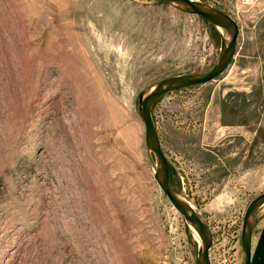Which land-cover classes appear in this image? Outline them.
<instances>
[{
	"label": "rangeland",
	"instance_id": "rangeland-1",
	"mask_svg": "<svg viewBox=\"0 0 264 264\" xmlns=\"http://www.w3.org/2000/svg\"><path fill=\"white\" fill-rule=\"evenodd\" d=\"M194 1L237 21L236 55L152 112L173 189L212 230V264H243L244 213L264 192V0ZM220 47L212 24L164 0H0V264H198L154 178L139 94L208 71Z\"/></svg>",
	"mask_w": 264,
	"mask_h": 264
},
{
	"label": "water",
	"instance_id": "water-1",
	"mask_svg": "<svg viewBox=\"0 0 264 264\" xmlns=\"http://www.w3.org/2000/svg\"><path fill=\"white\" fill-rule=\"evenodd\" d=\"M164 1L180 12L197 15L205 19L221 35L220 52L211 69L200 73H185L162 78L140 92L138 104V113L145 128L144 139L147 155L154 167V178L170 204L200 237L198 264H212L210 258V248L213 242L212 230L192 204L173 189L170 182V162L163 150L159 129L154 120L152 110L154 104L165 95L210 83L226 72L236 55L240 27L237 21L229 14L209 3L203 1L198 3L194 0ZM263 206L264 192L253 198L245 210L241 230L243 264H252V245L256 217Z\"/></svg>",
	"mask_w": 264,
	"mask_h": 264
},
{
	"label": "crops",
	"instance_id": "crops-1",
	"mask_svg": "<svg viewBox=\"0 0 264 264\" xmlns=\"http://www.w3.org/2000/svg\"><path fill=\"white\" fill-rule=\"evenodd\" d=\"M252 264H264V230L253 236Z\"/></svg>",
	"mask_w": 264,
	"mask_h": 264
},
{
	"label": "bare ground",
	"instance_id": "bare-ground-1",
	"mask_svg": "<svg viewBox=\"0 0 264 264\" xmlns=\"http://www.w3.org/2000/svg\"><path fill=\"white\" fill-rule=\"evenodd\" d=\"M219 29L222 30L221 27H219ZM191 230H192V232L194 233L195 237L197 238L198 243H200L201 240H200V237L198 236V234L196 233V231L193 230L192 228H191Z\"/></svg>",
	"mask_w": 264,
	"mask_h": 264
}]
</instances>
